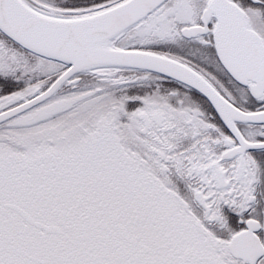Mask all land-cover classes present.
I'll list each match as a JSON object with an SVG mask.
<instances>
[{
	"label": "snow or ice",
	"instance_id": "snow-or-ice-1",
	"mask_svg": "<svg viewBox=\"0 0 264 264\" xmlns=\"http://www.w3.org/2000/svg\"><path fill=\"white\" fill-rule=\"evenodd\" d=\"M0 264H264V0H0Z\"/></svg>",
	"mask_w": 264,
	"mask_h": 264
}]
</instances>
